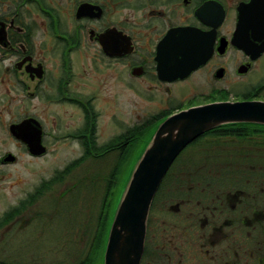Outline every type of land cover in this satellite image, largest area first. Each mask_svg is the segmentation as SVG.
<instances>
[{
  "label": "flooded vegetation",
  "instance_id": "1",
  "mask_svg": "<svg viewBox=\"0 0 264 264\" xmlns=\"http://www.w3.org/2000/svg\"><path fill=\"white\" fill-rule=\"evenodd\" d=\"M189 47L200 62L181 77L165 78ZM124 71L133 90L143 83L153 96L157 110L132 125L153 127L151 132L190 106L264 100V0H0V130L22 147V155L38 160L47 153L58 137V108L82 114L78 127L69 121L60 138L89 141L98 97L111 80L120 87ZM201 75L210 90L191 86V98L176 100L173 87ZM27 118L40 125L44 153L32 154L10 131ZM16 157L5 151L0 164L12 165ZM194 159L214 160L205 170L216 183H190L191 175L203 171L192 167ZM223 166L227 184L217 179ZM165 178L151 202L140 264H264L263 136L200 135L177 155ZM24 211L4 220L17 221Z\"/></svg>",
  "mask_w": 264,
  "mask_h": 264
},
{
  "label": "rangeland",
  "instance_id": "2",
  "mask_svg": "<svg viewBox=\"0 0 264 264\" xmlns=\"http://www.w3.org/2000/svg\"><path fill=\"white\" fill-rule=\"evenodd\" d=\"M132 83L124 71L120 87L115 86L111 80L101 91L96 104L98 118L95 122L97 126L94 144L100 145L109 138L114 139L119 133H127L134 122L157 110L151 100L153 96L142 90L143 83L137 85L138 90H133ZM209 85L206 77L201 75L191 80L187 86L175 85L173 94L178 101L186 100L194 94L191 86L207 92L210 90ZM156 98L158 95L154 99ZM53 110L54 108L47 114L50 120H54L56 116ZM68 113H72L73 117ZM56 114L58 137L50 141L47 153L38 160L22 155V147L11 139L2 138L0 130V154L11 151L17 155V160L12 165L0 164V220L6 212V215H12V218L17 216L15 211H12L14 207L37 188L41 190L25 207V211L19 214L20 219L12 223H7L6 220L0 223L2 261L73 264L88 250L86 243L89 230L91 233V226L96 223L99 205L104 199L103 191L107 178L116 165L118 151L85 157V144H80L78 140L60 138L67 131L65 126L69 121H74V128L78 127L82 114L77 110L70 109L67 112L61 108H58ZM148 139L135 146L123 171L116 179L112 203L114 210ZM35 214L41 217L31 220L30 216ZM3 248L7 250L2 251Z\"/></svg>",
  "mask_w": 264,
  "mask_h": 264
},
{
  "label": "water",
  "instance_id": "3",
  "mask_svg": "<svg viewBox=\"0 0 264 264\" xmlns=\"http://www.w3.org/2000/svg\"><path fill=\"white\" fill-rule=\"evenodd\" d=\"M177 68H170L174 79L196 67L200 59L196 48H188ZM171 57V59H173ZM161 62L160 55L157 57ZM175 63V65H176ZM160 70L164 69L161 62ZM171 76V77H170ZM229 123L264 125V100L213 101L190 106L166 116L152 131L136 165L130 172L124 192L114 210L102 264H140L151 202L177 155L207 130ZM12 134L23 141L28 150L39 155L45 152L41 129L34 118L10 126ZM13 161L12 156L6 158Z\"/></svg>",
  "mask_w": 264,
  "mask_h": 264
},
{
  "label": "trees",
  "instance_id": "4",
  "mask_svg": "<svg viewBox=\"0 0 264 264\" xmlns=\"http://www.w3.org/2000/svg\"><path fill=\"white\" fill-rule=\"evenodd\" d=\"M153 128V127H152ZM149 126L146 125H137L134 127H131L127 133H122L120 136L114 137V139L108 140L100 145H96L95 143V134L93 133L91 137L88 139L89 141L84 142L85 144V154L84 156L87 158H91L92 156H102V155H107V152H113V151H119L118 152V158L116 165L114 166L113 171L110 173L109 178H107V184L104 189V199L101 203L99 213L96 218V223L91 226L92 230L90 233L89 230V236H88V241L86 243V246L88 248L87 251L83 253L82 258H79L75 263L73 264H102V259H103V250L105 247V242H106V237L108 233V228L112 219V214L114 211V207L112 208V203L114 200L115 196V187L117 184V177L120 176L121 172L123 171L125 163L128 161L130 158L133 149L135 146H137L139 143L143 142L148 139L150 136V132L152 130ZM204 135H212V136H217V135H223V136H237L240 138H245L249 136H254V135H261L264 137V125L260 124H253V123H229V124H223L218 127H214L210 130H207L202 134ZM94 140L93 142H91ZM122 142V147L119 148V146L116 150V144L118 142ZM87 142L88 146H87ZM146 143V142H145ZM91 146V147H90ZM88 147V148H87ZM213 159L209 160H191L190 163L192 165H196V167L202 168L203 171L200 173H196L194 175H191V181L190 183H193L194 181L199 182L203 185H211L213 183H216V179L214 175L210 173V170L207 171L205 168H211L213 164ZM69 168V167H68ZM223 169L225 171L222 172L221 176H218L217 179L220 180V184H227L228 183V173H227V166H223ZM199 180H196V179ZM106 180V179H105ZM166 178L161 181V186L166 183ZM183 179L178 181V183H183ZM160 186V188H161ZM159 188V190H160ZM34 193L30 194L29 197L25 198L24 201H21L18 205L14 207V210L16 213H19L20 210L26 207L30 202L33 201V198H36V194L41 192L39 189H36ZM161 191V190H160ZM159 192V191H158ZM159 195V194H158ZM158 197H154L153 199L158 200ZM153 200V202H155ZM9 211V212H12ZM8 212H6L0 220L1 222H5L4 219H6L8 216L6 215ZM10 216V215H9Z\"/></svg>",
  "mask_w": 264,
  "mask_h": 264
}]
</instances>
